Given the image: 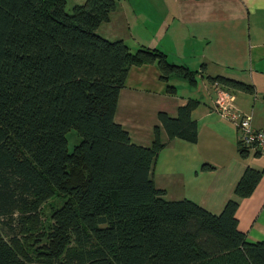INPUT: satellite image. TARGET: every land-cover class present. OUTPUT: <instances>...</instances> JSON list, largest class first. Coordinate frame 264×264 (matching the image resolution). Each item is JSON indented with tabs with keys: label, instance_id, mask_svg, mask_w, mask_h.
I'll return each instance as SVG.
<instances>
[{
	"label": "trees",
	"instance_id": "1",
	"mask_svg": "<svg viewBox=\"0 0 264 264\" xmlns=\"http://www.w3.org/2000/svg\"><path fill=\"white\" fill-rule=\"evenodd\" d=\"M115 9V0H0V264H264V240L248 241L235 218L264 171L245 168L216 214L167 200L152 182L167 142H196V101L157 113L147 147L114 121L130 68L154 65L168 93L170 80L193 84L196 73L102 36ZM69 130L80 139L70 152ZM51 200L61 203L42 219Z\"/></svg>",
	"mask_w": 264,
	"mask_h": 264
},
{
	"label": "crops",
	"instance_id": "2",
	"mask_svg": "<svg viewBox=\"0 0 264 264\" xmlns=\"http://www.w3.org/2000/svg\"><path fill=\"white\" fill-rule=\"evenodd\" d=\"M84 0H68L81 4ZM109 21L99 27L107 39H122L162 51L167 59L192 70L195 82L158 79L154 65L132 67L118 93L114 121L132 143L147 147L159 112L175 116L177 107L196 101L190 119L197 139L166 143L152 168V182L167 200L187 199L218 213L245 170L264 171V155L237 152L238 130L212 110L215 91L207 77L222 76L252 87L251 93L223 87L233 108L264 131V0H115ZM160 140H165L159 130ZM207 166L208 170H202ZM237 229L250 242L264 240V174L235 211Z\"/></svg>",
	"mask_w": 264,
	"mask_h": 264
},
{
	"label": "built area",
	"instance_id": "3",
	"mask_svg": "<svg viewBox=\"0 0 264 264\" xmlns=\"http://www.w3.org/2000/svg\"><path fill=\"white\" fill-rule=\"evenodd\" d=\"M215 99L212 110L227 119L238 130V146L244 151L264 155V131L254 130L250 126V117L236 113L233 108V96L221 88L216 82L212 83Z\"/></svg>",
	"mask_w": 264,
	"mask_h": 264
},
{
	"label": "rangeland",
	"instance_id": "4",
	"mask_svg": "<svg viewBox=\"0 0 264 264\" xmlns=\"http://www.w3.org/2000/svg\"><path fill=\"white\" fill-rule=\"evenodd\" d=\"M65 139H66V149L68 152H70L72 150L73 146H75L80 140L77 133L74 130L67 131L65 134ZM156 160H157V158H156ZM60 203H61V201H57V200H51V201H48L47 203H45L42 207V219L47 217L49 212L53 208L57 207Z\"/></svg>",
	"mask_w": 264,
	"mask_h": 264
}]
</instances>
